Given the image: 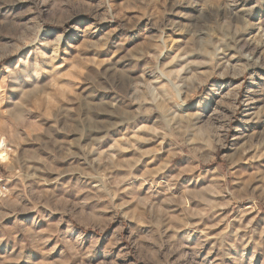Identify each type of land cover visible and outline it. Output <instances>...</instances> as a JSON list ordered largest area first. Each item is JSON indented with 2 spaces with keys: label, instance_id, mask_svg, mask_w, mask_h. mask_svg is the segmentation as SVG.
Wrapping results in <instances>:
<instances>
[{
  "label": "clouds",
  "instance_id": "1",
  "mask_svg": "<svg viewBox=\"0 0 264 264\" xmlns=\"http://www.w3.org/2000/svg\"><path fill=\"white\" fill-rule=\"evenodd\" d=\"M0 264H264V0H0Z\"/></svg>",
  "mask_w": 264,
  "mask_h": 264
}]
</instances>
